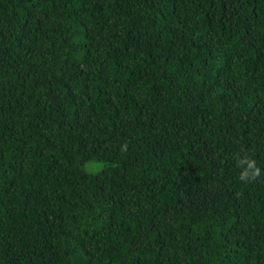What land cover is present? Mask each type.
<instances>
[{"label":"trees","instance_id":"1","mask_svg":"<svg viewBox=\"0 0 264 264\" xmlns=\"http://www.w3.org/2000/svg\"><path fill=\"white\" fill-rule=\"evenodd\" d=\"M0 264H264V0H0Z\"/></svg>","mask_w":264,"mask_h":264},{"label":"clouds","instance_id":"2","mask_svg":"<svg viewBox=\"0 0 264 264\" xmlns=\"http://www.w3.org/2000/svg\"><path fill=\"white\" fill-rule=\"evenodd\" d=\"M242 171L240 172V178L247 180L260 174V168H258L254 161L248 159L244 160L241 164Z\"/></svg>","mask_w":264,"mask_h":264},{"label":"rangeland","instance_id":"3","mask_svg":"<svg viewBox=\"0 0 264 264\" xmlns=\"http://www.w3.org/2000/svg\"><path fill=\"white\" fill-rule=\"evenodd\" d=\"M105 164L102 162H90L86 165V171L90 173H97L104 169Z\"/></svg>","mask_w":264,"mask_h":264}]
</instances>
